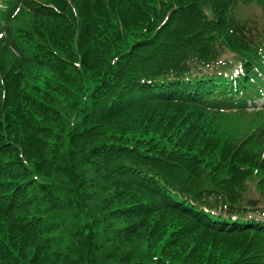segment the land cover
Here are the masks:
<instances>
[{"label": "trees", "instance_id": "1", "mask_svg": "<svg viewBox=\"0 0 264 264\" xmlns=\"http://www.w3.org/2000/svg\"><path fill=\"white\" fill-rule=\"evenodd\" d=\"M259 101L264 0H0V264H264Z\"/></svg>", "mask_w": 264, "mask_h": 264}, {"label": "rangeland", "instance_id": "2", "mask_svg": "<svg viewBox=\"0 0 264 264\" xmlns=\"http://www.w3.org/2000/svg\"><path fill=\"white\" fill-rule=\"evenodd\" d=\"M260 15L263 17L260 9L258 8V6L254 2L251 4H247L246 8H244L240 11V17L242 19L243 18L254 19ZM226 57L229 58L230 56L226 55ZM261 122H263V121H261ZM245 127H247V125H245ZM247 187H248V190H247V193L245 195L246 200L248 199V201H250L252 204H254L256 206L264 207V196L258 190L257 181L256 180L255 181L250 180L248 182Z\"/></svg>", "mask_w": 264, "mask_h": 264}]
</instances>
